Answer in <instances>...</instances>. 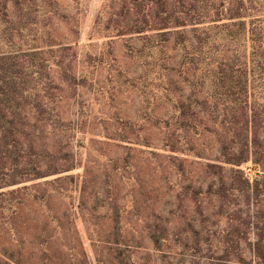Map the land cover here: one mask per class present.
<instances>
[{
    "label": "rangeland",
    "instance_id": "rangeland-1",
    "mask_svg": "<svg viewBox=\"0 0 264 264\" xmlns=\"http://www.w3.org/2000/svg\"><path fill=\"white\" fill-rule=\"evenodd\" d=\"M138 1L39 0L35 13L52 16V32L65 42L76 39L71 69L79 87L65 92L56 107L77 124V165L21 183L29 186L21 191V214L9 204L0 210V248L16 251L19 264H190L182 243L191 222L198 228L195 195L178 184L179 175L162 172L161 160L179 151L162 146L157 127L165 128L177 113V98H189L193 109L200 107L197 97L214 92L213 65L208 57L182 58L172 41L152 46L163 37L148 40L147 31L133 32ZM147 4L143 0L139 17L150 15ZM201 142L214 143L208 135ZM205 206L201 234L217 236L226 214L213 215L214 205ZM16 225L21 241L11 234Z\"/></svg>",
    "mask_w": 264,
    "mask_h": 264
},
{
    "label": "trees",
    "instance_id": "trees-1",
    "mask_svg": "<svg viewBox=\"0 0 264 264\" xmlns=\"http://www.w3.org/2000/svg\"><path fill=\"white\" fill-rule=\"evenodd\" d=\"M142 2L135 5L139 11ZM147 3L150 15L139 17L138 11L133 32L147 31L148 40L163 37L152 46L172 41L182 58L208 57L213 65L208 73L214 92L197 97L200 107L193 109L189 98H177V113L165 128L157 127L162 146L185 155L164 157L162 172L179 175L178 184L195 195L199 229L189 224L183 250L190 264H264V0ZM40 7L39 0H0V210L9 204L16 214L25 199L21 191L29 188L21 183L77 165V124L56 107L65 92L79 87L71 69L76 39L56 36L48 27L52 16L35 13ZM206 135L213 144L198 143ZM194 174L200 179L193 180ZM202 189L206 195L198 198ZM204 202L214 205L213 215L226 214V228L217 236L201 234L208 216ZM12 231L21 241V228ZM0 264H19L17 252L0 248Z\"/></svg>",
    "mask_w": 264,
    "mask_h": 264
}]
</instances>
